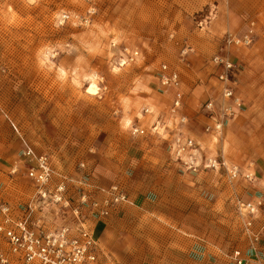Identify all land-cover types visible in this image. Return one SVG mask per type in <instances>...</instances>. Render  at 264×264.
<instances>
[{"label": "rangeland", "instance_id": "obj_1", "mask_svg": "<svg viewBox=\"0 0 264 264\" xmlns=\"http://www.w3.org/2000/svg\"><path fill=\"white\" fill-rule=\"evenodd\" d=\"M216 55L239 67L244 105L209 141L208 93L192 91L208 84ZM164 63L184 84L177 110L159 81ZM179 137L199 143L195 170L175 152ZM24 142L72 175L140 198L147 211L133 209L122 229L135 250L116 264L186 240L209 251L203 264H232V251H250L240 201L262 203L253 226L264 262V0H0V158L9 164L0 188L14 207L35 189L20 165ZM210 158L222 166L206 168ZM225 161L240 177L230 180Z\"/></svg>", "mask_w": 264, "mask_h": 264}, {"label": "built area", "instance_id": "obj_2", "mask_svg": "<svg viewBox=\"0 0 264 264\" xmlns=\"http://www.w3.org/2000/svg\"><path fill=\"white\" fill-rule=\"evenodd\" d=\"M68 19L69 16H63L64 21ZM253 35L254 30L251 28L244 37V43L250 44ZM137 55L135 53L131 61ZM212 64L220 69L217 80L222 84L223 91L218 112L214 102L205 105L204 111L214 120L212 125L206 127V133L220 134L226 123L243 109V101L238 95V82L233 78L240 73V69L229 57L221 55H216ZM160 84L164 88L178 91L173 106L174 110L180 109L183 95L180 92L181 78L178 72L171 71L168 65L163 64L160 69ZM185 120L183 118L182 121ZM12 127L18 133L14 124ZM135 134L142 135L144 132L135 130ZM23 146L20 165L25 168L27 178L36 192L32 201L14 207L4 201L0 188V241L5 246L0 248V264H98L97 243L91 224L110 218L123 206H134V202L118 185L109 189L97 188L100 197L94 199L78 188L79 194L74 200L72 181L65 175L57 174L52 158L48 154L37 153L26 142ZM197 148L193 139L179 137L176 140L175 152L178 158L183 160L185 157L187 166L194 170L197 167ZM221 166L219 159L210 158L206 161V168ZM223 167L230 180L240 177L238 166L224 162ZM17 171L18 167H15L12 173L16 174ZM248 179H251L250 176ZM261 206V202H238V211L244 220V233L250 240V251H232L228 256L232 264H264L258 250L260 234L253 226ZM52 208L63 218L71 215L72 223L60 227L49 225L46 215L51 211L48 209Z\"/></svg>", "mask_w": 264, "mask_h": 264}, {"label": "crops", "instance_id": "obj_3", "mask_svg": "<svg viewBox=\"0 0 264 264\" xmlns=\"http://www.w3.org/2000/svg\"><path fill=\"white\" fill-rule=\"evenodd\" d=\"M221 56L229 57L226 55H221ZM229 59L232 61L230 57ZM170 70L175 71V69L171 67H170ZM158 72L160 74V70ZM219 73H220V69H216L214 65L212 64V69L211 71L209 70L208 84L206 85L203 81H201L199 84L196 85L197 88L195 89V91H192V93H194L195 95L200 94L203 91L207 92L208 96L205 101V105L208 102H214L216 104L217 112L219 111L220 106H221L220 102H221V95L223 91L222 84L217 80ZM233 78L237 82H241L239 81L238 75L236 76L234 75ZM159 81H160V75H159ZM183 85L184 84L181 80L180 92L183 95L182 106L185 100V90H184ZM166 89L172 93V104H173L175 96L178 93V91L174 88H166ZM238 95L242 99L243 105H244V99L239 93V89H238ZM146 106H149V104L147 103ZM203 112H204L203 113L204 118L206 120L205 126L207 127L208 125L209 126L212 125L214 123V120L211 118V116L208 113H206L205 111ZM5 117H8V116L6 115ZM183 117H185V115ZM188 138L190 137H187L186 139ZM207 138H209V141L210 139H215L216 141H218L217 140L218 135H216L215 133H210L209 137ZM197 146L199 147V143ZM52 161H53V166L57 174L65 175L72 181V186L74 185L73 186L74 189L72 191V193L74 194V200H76L79 194L78 188L83 189L85 192H87V194H90L91 199H94V198L100 197L99 193L96 191L97 188L109 189L111 187V186L102 187L97 182H95V180H92V179L86 180L83 174L72 175L68 173L66 170L62 168H58L55 165L54 159H52ZM8 166L9 164L5 162L3 158H0V171H2V168L4 167L6 168ZM35 192L36 190L34 189L33 195L30 196L29 200L26 203L32 201V199L35 196ZM135 197L136 196L130 197L131 200L134 202V206H123L118 211H115L110 218L106 220H101L99 222H93L91 224L93 232H94V236L96 239V243H97L98 264H116L115 257L119 258V256H122L124 254V252L133 254V251L135 250V248L126 246L127 241L123 240V237L127 239V235L122 231V229H123V226L126 220L129 221L132 217V214H135V211L133 209H142V210L147 211V209L140 207L139 205L141 204V201L139 200L140 198L139 197L135 198ZM142 202L144 201L142 200ZM145 204L147 205V202H145ZM48 210H51L50 213L46 215V219L49 225L53 227H60L62 225L72 223L73 218L71 215L64 216L65 218H63L57 214V210H55L54 208L48 209ZM146 250L147 251L145 252V254L142 255V258H141L142 261H140L141 264H183V263L198 264L199 258L201 260L200 262L203 264L204 262H207L209 259V251L207 250L201 251L198 244H196L195 242L189 241V240H186V242H182L181 244H176V245H173L172 242H171V245L165 242L158 244V245L154 244L150 247H147ZM199 255H201L202 258L199 257ZM173 259H176V261L171 262V260Z\"/></svg>", "mask_w": 264, "mask_h": 264}, {"label": "bare ground", "instance_id": "obj_4", "mask_svg": "<svg viewBox=\"0 0 264 264\" xmlns=\"http://www.w3.org/2000/svg\"><path fill=\"white\" fill-rule=\"evenodd\" d=\"M99 87L96 85L95 82H92L90 87L87 89V94L90 95V96H96V95H99L100 92H99Z\"/></svg>", "mask_w": 264, "mask_h": 264}]
</instances>
